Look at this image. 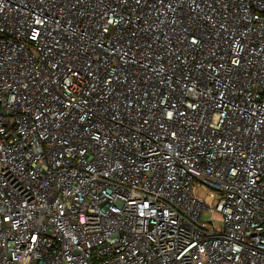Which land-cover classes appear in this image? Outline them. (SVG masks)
I'll use <instances>...</instances> for the list:
<instances>
[{
    "label": "built area",
    "instance_id": "2783aa9c",
    "mask_svg": "<svg viewBox=\"0 0 264 264\" xmlns=\"http://www.w3.org/2000/svg\"><path fill=\"white\" fill-rule=\"evenodd\" d=\"M0 264H264V0H0Z\"/></svg>",
    "mask_w": 264,
    "mask_h": 264
},
{
    "label": "rangeland",
    "instance_id": "374dc122",
    "mask_svg": "<svg viewBox=\"0 0 264 264\" xmlns=\"http://www.w3.org/2000/svg\"><path fill=\"white\" fill-rule=\"evenodd\" d=\"M208 199H209V198H208ZM209 216H210V215H209ZM209 216H208V217H209ZM213 217H214L215 220H220L221 215H220V213H215Z\"/></svg>",
    "mask_w": 264,
    "mask_h": 264
}]
</instances>
